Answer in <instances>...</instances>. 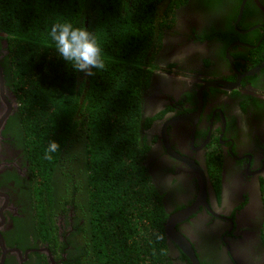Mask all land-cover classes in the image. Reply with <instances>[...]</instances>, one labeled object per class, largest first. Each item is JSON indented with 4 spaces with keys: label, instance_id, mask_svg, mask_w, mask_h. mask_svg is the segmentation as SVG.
Segmentation results:
<instances>
[{
    "label": "flooded vegetation",
    "instance_id": "af4514ba",
    "mask_svg": "<svg viewBox=\"0 0 264 264\" xmlns=\"http://www.w3.org/2000/svg\"><path fill=\"white\" fill-rule=\"evenodd\" d=\"M242 2L186 0L168 26L158 25L147 54L150 74L138 92L143 164L163 209L150 227L147 242L161 249L150 264H193L180 242L199 264H264V0H244L240 12ZM4 19L0 264H82L89 256L82 192L64 208L54 201L46 221L37 214L41 179L5 75Z\"/></svg>",
    "mask_w": 264,
    "mask_h": 264
},
{
    "label": "trees",
    "instance_id": "16d2710c",
    "mask_svg": "<svg viewBox=\"0 0 264 264\" xmlns=\"http://www.w3.org/2000/svg\"><path fill=\"white\" fill-rule=\"evenodd\" d=\"M185 1L0 0L10 51L5 75L41 179L33 189L37 214L46 221L54 201L64 208L82 192L89 230L82 264H150L161 250L147 242L163 209L143 164L138 92L158 25L168 26ZM65 21L96 36L103 70L87 76L58 56L50 31ZM52 141L59 148L49 153Z\"/></svg>",
    "mask_w": 264,
    "mask_h": 264
},
{
    "label": "clouds",
    "instance_id": "9594fccd",
    "mask_svg": "<svg viewBox=\"0 0 264 264\" xmlns=\"http://www.w3.org/2000/svg\"><path fill=\"white\" fill-rule=\"evenodd\" d=\"M51 40L55 44L58 56L72 67L87 76L93 75V69L103 70L105 63L102 49L96 36L86 27H74L71 22L54 23L50 31ZM59 148L56 141L49 144L47 152H55ZM46 158L51 159L50 155Z\"/></svg>",
    "mask_w": 264,
    "mask_h": 264
},
{
    "label": "water",
    "instance_id": "95a60500",
    "mask_svg": "<svg viewBox=\"0 0 264 264\" xmlns=\"http://www.w3.org/2000/svg\"><path fill=\"white\" fill-rule=\"evenodd\" d=\"M243 4H244V0H243V2L241 4L240 12H241V10L243 8ZM0 88H1L2 94H3V79H2V70H1V67H0ZM6 103H7V111H10L11 104L9 102H7V101H6ZM7 114H8V112H6L4 114V116L1 119L2 121L5 119V117H6ZM1 244H2V242H1ZM180 245L184 248L185 252L190 257L192 263L193 264H199L197 258L194 255V252H193L192 248L189 246V244H186L184 242H180Z\"/></svg>",
    "mask_w": 264,
    "mask_h": 264
}]
</instances>
